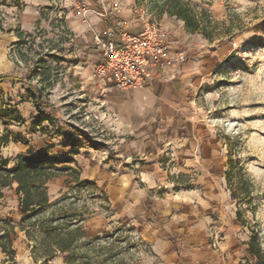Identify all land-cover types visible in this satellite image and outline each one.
Listing matches in <instances>:
<instances>
[{"label": "rangeland", "instance_id": "rangeland-1", "mask_svg": "<svg viewBox=\"0 0 264 264\" xmlns=\"http://www.w3.org/2000/svg\"><path fill=\"white\" fill-rule=\"evenodd\" d=\"M9 1L0 0V27L8 33L14 30L16 36L20 7L16 17L8 14L4 7ZM71 1L49 0L28 33L29 42L24 37L26 44L10 48L19 70L0 86V138L7 140L1 156L12 160L28 148L42 155L43 167L57 175L46 184L49 202L57 203L47 213L66 209L84 214L83 228L89 238L120 228L118 237L129 234L135 244L125 264H191L181 237L195 233L194 224L204 239L200 246L225 252L228 241L235 240L229 264H257L248 253L250 236L256 233L264 260V0H133V13L142 9L164 26L185 30L171 10L176 1L186 5L201 23L197 34L204 42L196 62L198 81L191 106L182 119L183 135L160 149L155 164L161 177L151 188L142 180L146 163L139 158L144 156L118 161L121 142L115 118L102 114L85 96L82 101L84 91L79 93L63 81L67 58L63 49L70 46L64 44V17L88 8ZM41 56L44 62L38 63ZM36 62L41 68L29 77L28 70ZM45 72L53 82L44 96L47 110L54 111L51 115L38 113L27 93L29 85H40ZM83 124L90 127L85 137L78 131ZM95 134L103 135L99 142L94 141ZM73 144L89 152L74 154L69 149ZM126 172L132 177L122 181L121 173ZM15 189L12 183L2 190L0 235L9 231L15 262L27 264L30 250L21 231L20 196ZM153 196L162 199L165 208L174 209L178 241L149 213ZM200 246L193 248L195 260ZM0 264H12L1 248ZM51 264H63V256Z\"/></svg>", "mask_w": 264, "mask_h": 264}, {"label": "crops", "instance_id": "crops-1", "mask_svg": "<svg viewBox=\"0 0 264 264\" xmlns=\"http://www.w3.org/2000/svg\"><path fill=\"white\" fill-rule=\"evenodd\" d=\"M77 1L87 4L88 8L78 10L76 14L72 10L64 17L66 34L72 37L73 42L66 50L63 49L67 53V58L63 61L66 76L63 81L79 90V93L82 88L88 102L95 103L96 108L103 110L102 114H110L115 118L116 135L121 142L118 161L132 160L135 155L144 156L139 158L146 163L142 166L145 168L142 170V180L151 188L156 179L161 177L157 173L155 164L160 149L169 146L176 137L183 135L182 119L187 115V108L191 106L193 85L198 81L199 65L196 62L202 56L204 42L197 32L188 34L184 28L165 25L169 29L172 45L184 51L188 55V61L155 70L140 87L120 89L109 79L94 77V69L101 60V51L95 43L94 36L116 28L120 21L126 22L129 33H139L141 25L132 11L133 0ZM114 3L120 6L117 13L110 12ZM65 4L69 7L74 5L71 2ZM48 6L49 0H10L4 9L8 14L16 17V10L20 7L16 27L19 31L28 34L41 18L40 10ZM16 41L14 30L8 33L0 27V75L12 73L17 75L19 68L10 56V48ZM64 41L66 42V39ZM2 84L0 83V86ZM69 149L74 154L89 152L84 146L76 144L70 145ZM127 176L132 177L129 172L121 173L122 181L126 180ZM149 202L152 207L149 213L155 217L160 228L176 238L174 241H178L177 237L180 234L177 231V222L173 221L174 209L165 208L164 201L154 196ZM188 223L190 224V221ZM198 228L199 225L194 224L195 233L187 235L186 239L181 237V240H185L188 245L187 260L191 264H229L228 257L236 247L235 240L228 241L225 252L210 249L205 245L200 246L199 241L203 238ZM196 245L200 248L195 252L197 254L195 260L192 251ZM26 262L34 264L30 255Z\"/></svg>", "mask_w": 264, "mask_h": 264}, {"label": "trees", "instance_id": "trees-1", "mask_svg": "<svg viewBox=\"0 0 264 264\" xmlns=\"http://www.w3.org/2000/svg\"><path fill=\"white\" fill-rule=\"evenodd\" d=\"M171 14L184 22L188 32L194 33L201 30V23L193 11L179 1L172 4ZM16 36V46L26 44L24 37L30 38V35L18 29H16ZM37 62H44L43 56L39 57ZM37 62L28 70L29 77L37 72V68H41ZM9 78L10 75H0V83ZM38 83H40L39 86L29 85L27 93L36 103L38 113L51 115L54 111L47 110L49 105L44 100L46 87L53 86L49 73L45 72L44 77ZM6 144L7 140L0 138V199L2 190L16 183L15 190L20 196L22 213L21 231L27 239L32 262L51 264L54 258L61 255L63 264H125V256L129 248H135V244L129 241L130 235L127 234L123 238L118 237L117 234L121 229L117 228L113 233L89 238L83 228L86 219L84 214L68 213L66 209L47 213L50 207L57 204L49 202L46 189V184L57 176L56 173L50 168L43 167L44 157L36 154L32 148L16 155L12 160L2 157L1 149ZM11 161L13 163L9 166ZM225 174L229 181L230 170H227ZM232 195L235 196V193ZM63 199L57 202H62ZM0 242H4L0 244L2 252L8 256L12 264H17L9 231H3L0 235ZM121 242L124 245H120ZM248 253L256 259L257 264H264L256 233L250 236Z\"/></svg>", "mask_w": 264, "mask_h": 264}, {"label": "built area", "instance_id": "built-area-1", "mask_svg": "<svg viewBox=\"0 0 264 264\" xmlns=\"http://www.w3.org/2000/svg\"><path fill=\"white\" fill-rule=\"evenodd\" d=\"M71 2L77 4L78 1ZM119 8V4L114 3L110 12L117 13ZM135 14L137 22L141 25L139 33H129L126 22L120 21L116 28L94 36L101 51V60L94 69V77L109 79L120 89L140 87L155 70L187 62L186 53L172 45L166 26L152 20L142 9L135 11ZM64 37L66 44L73 42L69 34ZM26 38V41H29V37ZM15 59L17 60L16 56ZM84 96L82 93V101ZM84 121L88 124L89 117H85ZM89 129L90 127L84 124L78 127L83 137ZM102 136L95 134L97 138L94 141L99 142Z\"/></svg>", "mask_w": 264, "mask_h": 264}]
</instances>
